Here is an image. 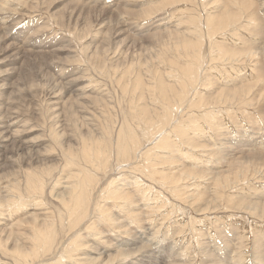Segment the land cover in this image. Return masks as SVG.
Instances as JSON below:
<instances>
[{
  "label": "rangeland",
  "instance_id": "rangeland-1",
  "mask_svg": "<svg viewBox=\"0 0 264 264\" xmlns=\"http://www.w3.org/2000/svg\"><path fill=\"white\" fill-rule=\"evenodd\" d=\"M20 1L21 3L23 2L27 5H30L31 2H33V0H30V1L20 0ZM72 1L77 2L78 4L82 3L84 5L91 6L95 8L97 11L93 9L91 10L92 12L91 11L87 12L88 14L78 15L79 12L73 13L72 11V8H71L73 5ZM98 1L99 2L97 3H93L92 0L90 1L89 0H44V2L43 0H41V2L43 3H41V5L39 4L38 6H40L42 10L40 11L35 10L37 12H34L30 15L29 14L23 15L22 13L17 14V15L13 14V16L11 15L10 16L11 18L9 21L12 22V20L16 18L15 20H13V23H15V21H19V23L16 24L17 23L16 22L15 23L16 26L14 25L15 28L14 26H12V28L10 29H8L7 27H6L7 29L3 28L5 27V24L7 23L9 24L8 21H5V19H2V16L6 14L0 15V22L2 21L6 22L3 25H0V33L1 32L3 34L6 33L4 34L6 38L10 35V32H13L14 30H15L14 32L22 31L25 34L27 33L26 36H28L31 41L38 43V44H42V45H45V44L49 45L48 47L44 48L45 49L44 51H46V53L50 52V50L52 52V55H51V52H50V55L49 53L47 55L46 53L45 54L43 53L44 52L43 48H38L33 51L27 50L26 48H24V44L21 42L22 40H24V38L10 41L13 43V44L11 43L12 46H11L10 51H3L4 47L3 45H0L2 46L0 47V50H1L0 51V95H1L0 96V103H1L0 108H2V110H5L3 108L10 107L9 109L13 108L12 109L13 111L14 109L15 111H18V112L20 111L22 113L21 118L25 120V126L22 127V128L26 127V129L24 130L22 129L25 132L22 131L21 135L18 137V139L20 140L16 143L19 146L22 144L21 141H25L26 139L31 140V141H36L37 142L36 149L40 151L41 153V155L39 154L40 159L43 157L42 155L43 148H46L47 152L50 153L51 156H53V157H49L50 160L47 161V165L49 166L57 165L58 166L55 170L51 172L50 175L45 177L47 180L46 182H48L49 184L47 186V189L45 188L43 190V193L46 194L45 200L51 201L49 197V193H48L50 191L49 188L50 189L52 188L51 186L55 187L58 185V187H55V190L57 191L60 189L62 184L64 186V183H65L64 181H66L67 179L66 176H68L67 174L68 169L65 166L66 160H65V157L62 151L63 150L67 151L65 150V148L68 146V144L71 145L70 147H79L78 141H79L80 133H78V130H76L77 127H75V124H73V120L75 122L76 117H77L81 119L82 121L81 124L82 123L84 124L83 126L85 128L82 126L83 130L86 131V128L94 129L92 134H94L95 137H99V140L106 139V140L112 141L111 153L108 156V159L111 158V161L110 160L107 161V163L108 162L109 163L111 162V163L107 164L105 168L99 171L101 188L108 185L113 179L125 178V181L127 180L128 182V180H131L132 177H136L142 180L141 182H143L144 185L148 186L149 192L148 191L147 192H148V195H150L152 198L151 201L155 203L157 202V205L160 208L159 209L157 206L156 209H159V210H156V216L154 215L153 217L155 218H152V219L154 221L156 220L155 222L157 223V225L159 224L160 231H159V235L157 236V241H161L162 243L161 242L160 243L163 246H165L166 244L170 246L169 242H172L173 239L176 240L180 236L179 239L176 240V243L178 244V246L186 247V245H189L187 246V250L182 252L183 254L182 256H184L183 258L185 259L186 257L185 260L189 261L186 264H210V258L208 259L210 252L208 250H211L214 248V247L210 248L212 245L218 247V244L217 245L213 244L215 242L214 239H216V241L222 242V244L225 245L223 246V248H226V250H227V247H230V248L232 247L231 245L234 244L235 240L240 239V241L243 240L242 242L245 243V245L244 243H242V245H244V248H245L244 250L247 251L248 253L246 254V256L248 255L247 256L248 260L251 261L253 259L251 257H252V250L254 249L253 246L255 243L254 238H257V234L260 235L261 233H264L263 232L264 231V220H263L264 218L261 221L262 223L261 222L257 223L255 221L256 219L253 217V214H249L243 210L234 211L232 209L233 210L232 211L231 208L227 209V207L226 206L223 207L222 204L223 202H225V204L228 203L230 199L235 200V203H238V202H245V203H251V202L261 203L262 202L263 203L264 201V169H262V171L260 173H257L256 175L248 173L250 174L249 175L250 177L248 176L245 181L243 180V181L238 182L237 185L235 184L236 186L233 185L232 189L234 190L228 191L224 194L223 196L224 201L223 200H221V202L218 201L219 203H222L220 204V206L217 207V209L218 208L219 209L218 210L215 209V211L213 210L212 212L207 211L208 213L207 212L202 213L201 211H200L201 213L199 212V208L200 206L202 207L203 204L200 203L201 200H199L200 201L199 203L201 204L200 205L198 203V199H195L196 201H192V199L194 200V198L191 196V194L194 196L195 195H207L210 197V194H211L210 191H214L213 189H215L214 188L215 185H213L214 183L211 184L212 181L208 182L209 180H207L205 177L202 179L200 178V180L193 178L195 181L193 179L188 181L187 179L181 182L183 185L179 182L181 184V187L180 186L177 187L176 192L174 193L168 190V187H169L168 185L163 186L162 183L160 184V181L162 180L161 173L163 171H164L163 173L170 172L169 174L174 173L176 175H181L182 173L188 174L189 171L198 172L200 171L199 167H202L201 170L203 171L206 170L205 172H211V171L215 172V170H217L216 172L218 171L224 172L225 170L228 169L227 163H228V160L231 159L230 156L232 155V153H235V152L237 153L239 149H241L242 155L245 153L249 154L250 152L256 151L255 143L257 144V142H260V140L264 139V137L262 138V136H264V88L260 90V88L264 85V80H263L264 79V57L253 56V53L260 51L261 47L264 46V5H262V2L264 0H253L252 6L249 8H245V9L241 4L239 6V4L237 3L238 5L236 4L237 6L236 5L235 6L237 8L239 7L240 8L237 9V11L235 12L242 13L243 11L244 13L243 16H241L240 19L235 21L236 24L233 23V26H232V23L230 22L231 23L230 26L228 25L224 26L223 28L219 30L216 28L215 29L210 28L206 18L208 19V16H211V19H212L213 15L215 16L213 19H217V17H223V14H222L223 11L226 10L228 6L230 8V5L227 2H225L224 6L220 5V7L222 8L221 10V8L218 9V5H214L213 3V2H217L218 0H103V1L98 0ZM100 2L102 3L100 4ZM204 2L208 4H203ZM163 3L164 4L166 3V4L164 5ZM104 7L105 9L107 8L112 9V7H115V11L109 12L107 9L108 12H106L103 9ZM146 16H149V17H146ZM164 17L165 19H163ZM6 20L8 19L6 18ZM256 22L258 23V25ZM87 27H89V30L85 32ZM2 28L5 32L2 30ZM160 31H162L161 32L162 34H160ZM165 31H170L173 33V35L179 34L191 40L196 39L194 41L199 43V46H197L198 48L195 51L196 54L193 52V56H189L185 53H182L178 50L171 49V48H168L170 52L168 51L167 48L164 49L165 51H163L162 48L167 47V46H163L160 48V43L155 42V38L158 35L159 36L161 35L164 40L165 39L167 40L165 33H164ZM154 32L155 33L158 32L159 34H157L156 37L153 38L152 34ZM149 33L151 34L149 35ZM132 38L134 42L132 41ZM25 46L31 47L30 45H25ZM143 47L144 49L146 47L144 51H143ZM225 48L226 49L233 48L236 50L240 49L239 51L246 52V53L243 55L237 56L235 58L236 60L234 59L233 61L231 59H228L225 53L226 51ZM146 50H148L151 53H147L148 51ZM16 51L17 53L15 54ZM197 51H201V52H197ZM238 57H241V58H238ZM216 58H218V61H216L217 60ZM237 58L239 60H237ZM191 60L192 62H188ZM34 61L38 69L41 71V74L36 77L34 76L33 83L32 85H30L29 80L34 75L33 73H35L34 72L35 68H32ZM176 61H178L179 63ZM171 63L173 64L170 66ZM176 63H177V67L173 68V66H176ZM190 63H194V65L198 67V73L199 75L201 74L200 75L201 79L203 81L205 80L204 82L206 83V86L199 87L198 91L194 90L193 92H190L191 94L186 95L187 97L184 98L185 102L183 101V103L180 106L182 108L178 107L176 109L177 102L176 101L174 102L176 104L173 105V111H172L173 113L171 114V117L172 116L173 117L169 121L171 122V124H169V122L164 121L165 118L167 117L163 119L162 121L163 123L161 121L158 122L159 124L162 123L160 125H158V123H154V124L152 123L153 125H151V123H145L143 119L147 118V120H149V118H154V114L156 117L155 118L156 120L154 121H157V118L159 119V116H161V114H157L158 113L157 111H161L160 109H161L162 102H163L161 100H155L154 102L151 101V99L149 100V98L151 97L150 96L151 93H149L148 85L151 82H154V81L156 82L157 78H160L161 76L162 77L160 79H163V81L168 80L169 83L171 82L170 85H172L173 82H175V79H177V77H180L181 75H183L185 64H190ZM217 65L219 68L216 67ZM220 65L222 66V68L220 67ZM173 70L174 72H172ZM204 73H205V76H204ZM223 75H225V77ZM206 78H208V80ZM70 80L72 82L75 81L74 86L70 85L71 84ZM53 82L56 84H53ZM138 82L141 84V87L138 89L143 92L139 91L138 89L136 90L135 86H137ZM259 83H263V84L258 85L252 91V93H254L253 95L254 98L252 100L249 99L248 103L247 101L245 103L235 102L234 104L232 103L233 107L231 106L232 107L231 108L230 107L231 104L228 105L227 107L228 103L225 104V101L223 100L219 102V104H216L217 106L216 105L214 106L206 105L204 109L202 108L200 110L188 108L193 101L196 102L197 100H199V97L201 94H204V98L211 99V98L216 97L218 90L221 88L222 89H228V88L237 89V88L245 87L250 84L255 85ZM51 85H53V88H55L56 85L57 87L61 86L62 88H64L63 90L64 93L62 91L63 95L59 94V96H57L55 100H50L51 97L49 99L47 95H49L48 92H50V90L48 91V87H51ZM209 86H210V89H209ZM131 87L133 88L130 90ZM62 88L59 87L58 89L61 90ZM76 89L81 90L80 92L82 93L81 95H79L81 97L79 96L74 97V96H77ZM65 90L66 91L68 90V91L66 92ZM75 91H76V94H75ZM194 92L199 93V95L194 94ZM70 93L71 95H69ZM83 93H84V96H83ZM139 94L140 95L143 94L144 97L140 96ZM153 95L158 96L156 91H154ZM196 95L199 97H196ZM70 96H73L74 98H71L70 100H68ZM59 97H61L60 99L61 103L59 106L57 105L58 107H60V109L58 108L57 109L58 111L60 110L59 112H61L62 122L60 123L62 124L61 125L62 130L66 131V132L64 131V133H62L63 131H61L58 125H56L55 127V123L54 124L52 123V121H56V124H57L56 118H54L53 120H51L50 118V120H48L49 119L48 116L51 111L47 110L48 109L47 99L50 100V103L54 102L55 104V101H59L58 100ZM154 97L155 96H153L152 98ZM97 99L99 100L97 101ZM80 100H82L84 103ZM72 101L73 102L75 101L77 103L75 104V102L73 103ZM78 103H82V104L87 103L85 105L86 106L89 105L88 107L89 110H86L89 113L88 117L87 115H84L86 114L84 112H78L77 113L78 116H76V114L75 115L73 114L72 109L75 108L74 104L77 106ZM136 105H138L139 107ZM146 105L150 107L152 114L150 116L148 113H146L147 117H143V115L140 114V112H142V109L147 107ZM57 106L55 105L53 107H57ZM2 110L0 109V111ZM112 110L114 111L112 112ZM5 111L7 112V110ZM5 111L4 112L2 111L3 113L0 112L1 113L0 116L4 115ZM189 114H192V115H189ZM81 117L84 119V122ZM195 117H197V120L195 119ZM140 118L141 119L143 118L142 121H140L141 120ZM1 119L2 118L0 117V120ZM133 120L136 123V125L133 122ZM194 120L197 122H195ZM131 122L134 125L130 124ZM122 124L124 125L125 129L130 130L133 135L137 133V135H135V137L133 138V140L135 139L133 141L135 144L133 145L134 148H132L131 143L127 142L128 143L127 146L129 147V153L127 154L126 157L117 151V146H116L117 145V133L120 129H124V127L121 126ZM137 124H138V128H136ZM139 124L141 126H139ZM155 125H158L159 128L158 126L155 127ZM104 127H105V130H104ZM132 127H134V130ZM146 127L148 128L146 129ZM58 128L60 131L58 130ZM106 129L107 130L110 129V130L106 131ZM144 129H146L145 132H143ZM153 129H155V132L152 131ZM158 129H160V133L158 132L159 131ZM162 129L164 130L162 131ZM147 131H149V133ZM106 132H108V134L110 133L111 136L107 135ZM153 132L154 134H156L155 136L153 135ZM211 132L213 133L211 134ZM54 133H57L60 136H58L57 138ZM54 137H56L57 139ZM141 137L143 139H141ZM229 139L230 140L232 139V140L229 141ZM61 141L65 143L64 148H63V144L61 143ZM57 142H59L60 145L61 144L62 145L61 146L57 145L58 144ZM192 143L195 145H193ZM45 144L46 145L48 144V146L46 147ZM143 144H145L146 147L140 146ZM166 144H168L169 146L163 147ZM197 144L198 146H201V147L196 146ZM5 145H6L5 146L6 149L5 150L3 149V151H1L0 153V180L3 178H8L12 180L13 187H11V191L9 192L10 194L20 193L18 192V190H21L22 191L21 193H24V186H25V174L24 173L26 171H32V172L39 174L43 172V168L46 167V165L43 166L42 161H40V163L39 162L36 163L35 159L32 160V158L36 156L35 152H33V150L30 151L27 148H25V150L24 149L20 150V152L18 151L19 154H14V157L10 158V159H17V158L22 157V159L24 158L25 160L23 159V161L21 160L15 163L14 166H12L13 164H11L10 162L6 164L4 163L5 162L4 159L7 156L12 155L11 152H13L12 151L13 147L11 146L12 144H9V142L5 143ZM205 146L206 148H204ZM230 146L232 147L230 148ZM235 146H238V147H235ZM249 148L250 150L251 149H254V150L249 151ZM140 149H141V154H139ZM167 149L169 150L168 155L169 153L171 154L169 156L170 158H166L167 156H166L165 151H167ZM180 149H184V152L187 153V154L184 153L186 154L185 156L181 154L184 158H180L179 157L180 154L177 153L178 151H180ZM193 149H195L196 151L198 150V151L196 152ZM28 150L30 153L28 152ZM138 150L139 152H137ZM74 151L76 150H72V152ZM144 151L147 153H145ZM25 152L27 155L25 154ZM162 152L163 153L165 152L164 153L165 155ZM207 152L209 153L210 157L206 156L208 155ZM64 153L67 154L68 152H64ZM236 153H235V156H236ZM32 154H33V157H32ZM117 154L123 157L122 164L121 162L120 163L116 162ZM19 155L21 156L19 157ZM135 155H137V157ZM187 155H189L190 158H188ZM26 156L28 158H26ZM55 156L61 160L58 161V159ZM134 156H135V159H134ZM186 157L187 159H185ZM30 158L32 161L30 160ZM192 158L194 162L197 159V161L195 162V165H193L194 164L193 161L188 160V159L192 160ZM133 159H134V162L132 161ZM29 161L32 165H27V162ZM164 161L168 163L166 164ZM113 162L115 165L113 164ZM135 162L136 164H139V166L135 165ZM156 162H157V165H156ZM198 162H200L201 164ZM162 163L163 165L164 164L165 165L163 166ZM208 163L211 165H209ZM217 163L220 165H218ZM258 164L261 165L260 169L264 168L263 163L261 164L258 163ZM117 165L119 167L120 166L121 167L123 166V167L119 168ZM153 165L156 166L157 168H155ZM114 166H117V167H114ZM131 170H134V172ZM141 170L143 171V173ZM186 170L188 172H186ZM258 171L260 170L258 169ZM17 172H19V174ZM148 172H151V175ZM122 173L124 174V176ZM14 174H15V177H14ZM16 175H18L19 177ZM147 177L149 178V180ZM21 179L22 181H20ZM205 180L207 181V183ZM125 181L123 182L120 181L119 183L124 188H128V189L132 188V186L131 187L130 185L128 186L127 182ZM119 183H117V185ZM245 183H247V185ZM120 184L118 187L121 186ZM189 184L191 185L189 186ZM203 184L204 186L199 188V186H202ZM209 185L210 187H212L211 189L209 188ZM240 185L243 187V189L241 188ZM159 192L161 193V195ZM231 192H235V193L233 194ZM5 193L6 192H4L3 194ZM170 194H174V195H170ZM42 197L43 196H41V199H39L40 201L41 200L43 201ZM181 200H184V201H181ZM186 200L190 203H187ZM248 200L249 201L252 200V201L248 202ZM136 202H135V206L139 207L141 202L139 201H136ZM191 202L193 203V206ZM218 202H216V204ZM150 203L151 202H148V204ZM43 206L44 205H40L36 207L37 209H35L34 207H28L25 210L26 213L21 211V213L20 212L17 213L18 215L16 214L14 215V217L12 215V217L10 218H8L7 215L5 216V213H4L3 216H0L1 217L0 218V225H1L0 230H5V232L10 231L9 225L4 226L6 222L11 221V220L12 222H14L17 220V218L20 220L24 218L25 216H27V212L29 213L34 210H38L37 212H40V211L43 212V209H42L44 208ZM173 206H176L174 207L175 210H173ZM220 209L222 212L220 211ZM159 211L160 213H158L159 215L158 216L157 212ZM174 212H175V216H174ZM233 212H236V213H233ZM229 213L230 214L232 213V214L230 215ZM227 214H229V216ZM193 215L196 217L193 218L194 217ZM158 217L161 219H159ZM208 218L210 219V221ZM169 219H170L171 224L169 223ZM203 219L206 220L207 222H205ZM200 220L204 222V224L202 222L201 224ZM178 221L180 223H178ZM208 223H210L211 225ZM168 224H169V227H167ZM181 225L185 226V227L183 226L184 230L181 229L182 228ZM177 226H179V228ZM196 227L198 230L196 229ZM260 228L263 229V231H261ZM180 229L181 231H184V232H181ZM13 230L15 229L13 228ZM21 230L22 229H20V231ZM209 230L210 232L212 231L213 233L212 232L210 233ZM256 230H258L259 233L258 232L254 233ZM24 231L28 232L27 229H25ZM202 231H204L203 234H202ZM168 232L169 233L172 232V235L171 233L169 234ZM178 232L179 233L181 232L180 233L181 235ZM199 232L202 235H200ZM241 234H243V236ZM189 235H190V238L188 239ZM224 235L226 238L224 237ZM238 235L240 238L238 237ZM244 235H245L246 241H244ZM5 236L6 235L4 234L3 237ZM204 236H207V237H204ZM219 236H220V239H219ZM180 238L182 240H180ZM183 240L185 241L187 240L188 243ZM210 240L212 241V243H209L211 242ZM227 240H232V241L228 242ZM157 241L153 240L151 247L153 250L159 251L163 246H160L161 244ZM247 242L249 244H247ZM185 243L186 245H184ZM12 245H13L12 243L8 242V247H11ZM193 247H195L196 249ZM0 250H5L8 253V250L4 248ZM202 252H205V255L207 254L206 255L207 258L204 256V253ZM192 255L193 256L195 255V256L193 257ZM137 258H139L140 260L135 261L134 259H129V261L134 262V263H142L144 262V260H147L146 257H137ZM192 258H194V260H192Z\"/></svg>",
  "mask_w": 264,
  "mask_h": 264
},
{
  "label": "bare ground",
  "instance_id": "bare-ground-1",
  "mask_svg": "<svg viewBox=\"0 0 264 264\" xmlns=\"http://www.w3.org/2000/svg\"><path fill=\"white\" fill-rule=\"evenodd\" d=\"M30 1V0H29ZM90 1V0H89ZM103 1V0H102ZM44 2V0H43ZM41 0H33V2H31L30 5H27L25 3H21L20 0H0V15L6 14L4 16H2V19H5V21H8L9 24H5V27H3L4 29L7 27L8 29L12 28V26L19 23V21H15V23H13V19L12 22L9 21L10 20V16L13 14L17 15V14H32L34 12L40 11L42 10V8L40 6H38L39 4L41 5ZM73 2V3H72ZM71 3L72 5V11L73 13H78V15L80 14H88L87 12L95 9L91 6H87L84 5L82 3L78 4L77 2L72 1ZM93 3H97L99 2L98 0H92ZM194 2V1H193ZM192 2V3H193ZM225 2H227L230 5V8L228 6V8L226 10L223 11V17H217V19H213L215 16L213 15V18L211 19V16H208V19L206 18L208 25L210 26V28L213 29H221L224 26H230L232 23H235V21H237L238 19H240L241 16H243V11L242 13H238L235 12L237 11L236 6L240 4L245 8H249L252 6L253 4V0H218L217 2H213L214 5H218V9H220V5L224 6ZM70 3V4H71ZM85 3V2H84ZM102 2H100L101 4ZM173 3V2H172ZM238 3V4H237ZM87 4V3H86ZM164 4V3H163ZM166 4V3H165ZM164 4V5H165ZM203 4H208V3H203ZM211 4V3H210ZM237 4V5H236ZM236 5V6H235ZM262 5H264V1L262 2ZM213 6V4H212ZM107 8V7H106ZM206 8V7H205ZM104 11L106 12H114L115 11V7H112V9H105V7L103 8ZM34 10V11H32ZM37 10V11H35ZM96 10V9H95ZM215 10V9H214ZM222 10V8H221ZM242 10V9H241ZM97 11V10H96ZM152 11V10H151ZM217 11V10H216ZM240 11V10H239ZM254 11V10H253ZM252 11V12H253ZM92 12V11H91ZM90 12V13H91ZM101 12V11H100ZM99 12V13H100ZM103 12V11H102ZM157 12V10H156ZM214 12V11H213ZM249 13V12H248ZM93 14V13H92ZM96 14V13H95ZM216 14V13H215ZM147 15V14H146ZM151 15V13H150ZM211 15V14H210ZM246 15V14H245ZM250 15V14H249ZM97 16V15H96ZM218 16V14H217ZM90 17V16H89ZM149 17V16H146ZM192 17V16H191ZM6 18L8 20H6ZM1 19V20H2ZM137 19V18H136ZM165 19V17L163 18ZM243 19V18H242ZM257 19V18H256ZM138 20V19H137ZM188 20V19H187ZM191 20V19H189ZM5 21L0 22V25H3L4 23H6ZM257 21V20H256ZM117 22V21H116ZM123 22V21H122ZM132 22V21H131ZM136 22V20H135ZM231 22V23H230ZM258 22V21H257ZM256 22V23H257ZM46 23V22H45ZM85 23V22H83ZM102 23V22H101ZM130 23V22H129ZM229 23V24H228ZM260 23V22H259ZM120 24V23H119ZM125 24V22H124ZM131 24V23H130ZM129 24V25H130ZM154 24V23H153ZM207 24V23H205ZM236 24V23H235ZM249 24V23H248ZM102 25V24H101ZM245 25V23H244ZM247 25V24H246ZM258 25V23H257ZM16 26V25H15ZM14 26V28H15ZM158 26V25H157ZM178 26V25H177ZM2 28V30H3ZM6 28V29H7ZM19 28V27H17ZM207 29V28H206ZM13 30V29H12ZM17 30V29H16ZM40 30V29H39ZM89 30V27L86 28L87 32ZM152 30V29H151ZM4 31V30H3ZM11 31V30H10ZM15 31V30H14ZM10 32L7 38L6 36H4V34L6 33H0V45H3L4 49L3 51H10L11 50V43L10 41L13 40H18L20 38H24V40H22L21 42L24 44V48H26L27 50H35L38 48H43V51L45 50L44 48L48 47L49 45L45 44H38L35 43L33 41H31L29 39L28 36H26V34L22 31H17V32ZM124 31V30H123ZM227 31V30H226ZM5 32V31H4ZM33 32V31H32ZM39 32V31H38ZM113 32V31H112ZM162 31H160V34ZM9 33V32H8ZM29 33V32H28ZM37 33V32H36ZM121 33V32H120ZM119 33V34H120ZM124 33V32H123ZM165 36L167 38V40L163 39L162 36L160 38V36L158 35L156 37L157 33H153L152 37H156L155 38V42L160 43V48L163 46H167V47H163V51H165L164 49H175L178 50L182 53H185L189 56H193V52L195 53L196 49L198 48L197 46H199L198 42H195L194 40L185 38L184 36L181 35H173L172 32L170 31H165ZM151 33H149L150 35ZM32 36V35H31ZM127 36V35H126ZM198 37V36H197ZM196 37V38H197ZM54 38V37H53ZM114 38V37H113ZM212 38V37H211ZM128 39V38H127ZM199 39V38H198ZM209 39V38H208ZM214 39V38H213ZM212 39V40H213ZM64 40V39H63ZM140 40V39H139ZM133 41V38H132ZM198 41V40H197ZM51 42V41H50ZM66 42V41H65ZM134 42V41H133ZM156 43V44H157ZM215 43V41H214ZM217 43V42H216ZM13 44V43H12ZM211 44V43H210ZM244 44V43H243ZM25 45H30L31 47H26ZM159 45V44H158ZM171 45V46H170ZM21 46V45H20ZM2 47V46H0ZM151 47V46H150ZM244 47V46H243ZM30 48V49H29ZM221 48V47H220ZM245 48V47H244ZM17 49V48H16ZM146 49V47H145ZM143 47V51L145 50ZM161 49V51H162ZM222 49V48H221ZM243 49V48H242ZM248 49V47H247ZM225 53L228 57V59H231L234 61V59L237 56L243 55L246 52H242L233 48H225ZM1 51V50H0ZM54 51V50H53ZM148 51V50H146ZM160 51V52H161ZM168 51L170 52V50L168 49ZM223 51V50H222ZM35 52V51H34ZM51 52V50H50ZM50 52L44 51L43 53L47 54ZM197 52H201V51H197ZM17 53V51L15 52V54ZM131 53V52H130ZM140 53V52H139ZM147 53H151V52H147ZM13 54V53H12ZM154 54V53H153ZM196 54V53H195ZM27 55V54H26ZM52 55V52H51ZM149 55V54H147ZM146 55V56H147ZM215 55V54H214ZM218 55V54H217ZM136 56V55H135ZM160 56V55H159ZM253 56H262L264 57V46L261 47L260 51L253 53ZM145 57V56H144ZM150 57V56H149ZM161 57V56H160ZM195 57V56H194ZM178 58V57H177ZM201 58V57H200ZM219 58V57H218ZM218 58H216L218 61ZM241 58V57H238ZM237 58V60H239ZM171 59V58H170ZM183 59V58H182ZM145 60V59H144ZM180 60V59H179ZM222 60V58H221ZM230 60V61H231ZM236 60V59H235ZM168 61V60H167ZM186 61V60H185ZM198 61V60H197ZM214 61V59H213ZM174 62V60H173ZM178 62V61H176ZM183 62V61H182ZM188 62H192L188 61ZM239 62V61H238ZM179 63V62H178ZM185 63V62H184ZM187 63V62H186ZM237 63V62H236ZM173 63L170 64V66ZM184 65V64H183ZM201 65V64H200ZM224 65V64H223ZM148 67V66H147ZM177 67V63L176 66ZM202 67V66H201ZM218 67V65L216 66ZM220 67L222 68V66L220 65ZM32 68H35V73H33L34 75L32 76V78H30V85H32L33 80H34V76H39L41 74V71L38 69L37 65L35 64V61L33 62ZM170 68V67H169ZM172 68V69H173ZM219 68V67H218ZM220 68V69H221ZM62 69V68H61ZM65 69V68H64ZM179 69V68H178ZM204 69V68H203ZM34 70V69H32ZM200 70V69H199ZM207 70V69H206ZM216 70V69H215ZM62 71V70H61ZM65 71V70H64ZM177 71V70H176ZM204 71V70H203ZM174 72V70L172 71ZM32 73V71H31ZM176 73V72H175ZM174 73V74H175ZM58 74V73H57ZM63 74V73H62ZM69 74V73H68ZM172 75V74H171ZM179 75V74H178ZM201 75V74H200ZM199 73H198V67L194 65V63H190V64H185L184 67V71H183V75H179L180 77H177V79H175V82H173L172 85H170V83L167 81H163V79L157 78L156 82H151L148 85L149 88V93L150 94V98L151 101H155V100H161L162 102V106H161V111H157V114H161V116H159V119L157 118V121L155 118V114H154V118H149V120L143 119L145 121V123H151V125H153L154 123H158L159 121H163V119L165 117V122H169L170 119L173 117H171V114L173 113V105H175L176 103H174L175 101L177 102V106L176 109L182 108L180 107L181 104L184 101V98H186L188 94H191L190 92H193L194 90L198 91L199 87H205L206 83L201 79ZM174 76V75H173ZM205 76V73H204ZM214 76V74H213ZM225 77V75H223ZM170 77V75H169ZM220 78V77H219ZM172 79V78H171ZM204 79V78H203ZM208 80V78H206ZM263 79V78H262ZM79 80V79H78ZM213 80V79H212ZM264 80V79H263ZM126 81V80H125ZM129 81V80H128ZM127 81V82H128ZM136 81V79H135ZM141 81V80H140ZM210 81V80H209ZM216 81V80H215ZM70 85L74 86L75 85V81H71L70 80ZM126 83V82H125ZM136 83V82H135ZM209 83V82H208ZM207 83V84H208ZM213 83V82H212ZM53 84H56L53 82ZM134 84V83H133ZM210 84V83H209ZM222 84V83H220ZM260 84L263 83H259V84H255V85H247L245 87L242 88H237V89H219L218 93L216 95V97L211 98V99H206L204 98V94H201L200 97L197 96L199 95V93L194 92V94H197L196 97H199V100H197L196 102L193 101L190 106L188 107L189 109H204V107L206 105H216L219 104V102L221 101H225V104L230 105V107L232 105V103L234 104L235 102H243L245 103L248 100H252L254 98V93H252V91ZM50 85V84H49ZM128 85V84H127ZM126 85V86H127ZM131 85V84H130ZM140 85V86H139ZM219 85V83H218ZM217 85V86H218ZM47 87V86H46ZM62 88L61 86L57 85L55 86V88H53V85H51V87H48V91L50 90V92H48L49 95L48 98L51 99L50 100H55L57 96H59V94H62V91L64 90V88H62L61 90H59L58 88ZM70 87V86H69ZM141 87V84L138 82L137 86H135L136 90L138 88ZM223 87V86H222ZM71 88V87H70ZM133 87L130 88V90ZM143 88V87H142ZM264 88V85L260 88V90H262ZM81 89V88H80ZM146 89V88H145ZM143 89V90H145ZM205 89V88H204ZM210 89V86H209ZM208 89V90H209ZM69 90V89H68ZM67 90V91H68ZM139 90V89H138ZM147 90V89H146ZM217 90V89H216ZM47 91V90H46ZM66 91V90H65ZM66 91V92H67ZM74 91V90H73ZM77 91V94H76ZM75 94L77 96L74 97H78L79 95H81L82 92H80L81 90L76 89ZM79 91V92H78ZM128 91V89H127ZM141 91V90H139ZM154 91L157 92V95H153ZM214 91V90H213ZM44 92V91H43ZM65 92V93H66ZM131 92V91H130ZM143 92V91H141ZM47 93V92H46ZM64 93V91H63ZM129 93V92H128ZM145 93V92H144ZM208 93V92H207ZM206 93V94H207ZM193 94V95H194ZM46 95V94H45ZM60 95V96H61ZM71 95V93L69 94ZM140 95V94H139ZM1 96V95H0ZM73 96H70L68 100H70L71 98H74ZM84 96V93H83ZM136 96V95H135ZM142 97H144V95H140ZM147 96V95H146ZM153 96H155L154 98H152ZM191 96V95H190ZM81 97V96H79ZM132 97V95H131ZM192 97V96H191ZM63 98V97H62ZM195 98V97H194ZM262 98V97H261ZM47 99L48 103H47V107H48V111L50 110L51 112L49 113L48 116V120H53L54 118L57 119V124L56 121H52V123H55V127L56 125H58L61 128V123L62 122V118H61V112L58 111V109H60V107H58L61 103L60 99L61 97L58 98L59 101H55L51 102L53 104L50 103V100ZM135 99V98H134ZM96 100V99H94ZM99 99H97L98 101ZM188 100V99H187ZM195 100V99H194ZM82 101V100H80ZM86 101V100H84ZM136 101V100H135ZM134 101V102H135ZM46 102V101H45ZM73 102V101H72ZM75 102V101H74ZM73 102V103H74ZM83 102V101H82ZM185 102V101H184ZM77 102H75L76 104ZM84 103V102H83ZM172 103V105H171ZM1 104V103H0ZM49 104V105H48ZM75 106L74 109H72L73 114L76 116L78 112H84L88 117V112L86 110H89L88 106H86L85 104L82 103H78V105ZM144 104V103H142ZM152 104V103H151ZM157 104V103H156ZM7 105V104H6ZM46 105V103H45ZM57 106V107H53V106ZM150 105V104H149ZM159 105V104H158ZM157 105V106H158ZM224 105V104H223ZM236 105V104H235ZM1 106V105H0ZM5 106V104H4ZM138 106V105H136ZM143 106V105H142ZM147 106V105H146ZM153 106V105H152ZM155 106V107H157ZM217 106V105H216ZM73 107V106H72ZM71 107V108H72ZM139 107V106H138ZM141 107V106H140ZM154 107V108H155ZM160 107V106H159ZM186 107V108H187ZM225 107V106H224ZM231 107V108H232ZM10 108V107H9ZM8 107H5L3 109L7 110V112L5 110H2V108H0L3 112L5 111V114L0 116L2 119L0 120V153L1 151H3V149H6V145L5 143L9 142V144H12L11 146L13 147V152L12 155L7 156L4 160V163H11L13 164L12 166H14L15 163L19 162V161H23L22 157L21 158H17V159H10L12 157H14V154H19L18 151L20 152V150H25V148L29 149L30 151L33 150V152H35V157H33L32 154V160L35 159L36 163H40V161L43 162V166L46 165V167L43 168V172L37 174L35 172L32 171H26L25 174V186H24V193H21V190H18V194H10L9 192L11 191V187H13L12 185V180L8 179V178H3L0 180V216H3L5 213V216L7 215L8 218L14 217V215H16L18 212L21 213V211L25 212V210L28 207H34L35 209H37L36 207L40 206V205H44L42 208L43 212H37L38 210H34L32 212H27V216H25L22 219H18L14 222L8 221L6 222V225L10 226V231L5 232V230H0V249L4 248L6 250H8V253L5 250H0V264H186L189 261H186V257L185 259L183 258L184 256H182V252L187 250V246L186 243L184 245H186V247H182V246H178V244L176 243V240L179 239V234L181 232V229H183L184 227L181 225V229H180V233L178 234V238L175 240L173 239L172 242H169V245H165L163 246L161 243V241H157V236L159 235V224L157 225V223L152 219L155 218L153 217L154 215L156 216V210H159V206L157 205V202H153L151 201L152 198L150 195H148V186L144 185L143 182H141L142 180L136 178V177H130L131 180H127L125 181V178H116L113 179L108 185H106L105 187L101 188L100 185V178H99V171L103 168L106 167L107 164H110L109 162L107 163L108 160L111 161V158L108 159V156L111 153V144L112 141L111 140H106V139H102L99 140V137H95L93 133L94 129H90V128H86V131L83 130L82 126L84 125L83 123L81 124V119L76 117V120L74 122L73 120V124H75V127H77L76 130H78V133H80L79 135V141H78V145L79 147H70L71 145L68 144V146L65 148V150L67 151H62V153L64 154L66 163L65 166L67 167L68 171L67 174L68 176H66V181H64V186L62 184V186L60 187L59 190H55V186H51L52 188H49V197L50 200L52 201H47L45 200V196L46 194L43 193V190L49 185L48 182H46V176L50 175L51 172L53 170H55L58 166L57 165H47V161L50 160L49 157H53L51 156L50 153L47 152L46 148H43V157L40 159V151H38L36 149L37 146V142L36 141H31V140H25V141H21L22 144L21 145H17L16 142H18L20 139H18V137L21 135L22 131L24 129H26V127L22 128L23 126H25V120H23L21 118V112L19 111H14L12 109H9ZM58 108V109H57ZM142 108V107H141ZM175 108V107H174ZM185 108V107H184ZM107 109V108H106ZM137 109V108H136ZM188 109V110H189ZM209 109V108H208ZM9 110V111H8ZM17 110V109H16ZM215 110V109H214ZM0 111V112H2ZM110 111V110H109ZM114 110H112L113 112ZM156 111V110H155ZM2 112V113H3ZM128 112V111H127ZM134 112V111H133ZM154 112V111H153ZM175 112V111H174ZM189 112V111H188ZM215 112V111H214ZM130 113V111H129ZM135 113V112H134ZM146 113H148L150 116L152 114L150 107H145L144 109H142V112H140V114L143 115V117H147ZM155 113V112H154ZM1 114V113H0ZM137 114V113H136ZM139 114V112H138ZM137 114V115H138ZM175 114V113H174ZM180 114V113H179ZM210 114V113H209ZM213 114V112H212ZM48 115V114H47ZM80 115V114H79ZM83 115V114H82ZM91 115V114H90ZM122 115V114H121ZM124 115V114H123ZM181 115V114H180ZM192 115V114H189ZM195 115V114H194ZM208 115V114H207ZM206 115V116H207ZM81 116V115H80ZM198 116V115H197ZM127 117V116H126ZM134 117V116H133ZM132 117V119H133ZM137 117V116H135ZM149 117V116H148ZM82 118V117H81ZM86 118V117H84ZM90 118V117H89ZM88 118V120H89ZM206 118V117H205ZM83 119V118H82ZM141 119V118H140ZM142 119L140 121H142ZM195 119L197 120V117H195ZM203 119V118H202ZM127 120V119H126ZM130 120V119H129ZM136 120V119H135ZM188 120V119H187ZM125 121V120H124ZM139 121V120H138ZM195 121V120H194ZM193 121V122H194ZM84 122V119H83ZM129 122V121H128ZM134 122V120H133ZM137 122V121H136ZM164 122V123H165ZM192 122V121H191ZM197 122V121H195ZM199 122V121H198ZM89 123V122H88ZM109 123V122H107ZM135 123V122H134ZM138 123V122H137ZM153 123V124H152ZM163 123V122H162ZM160 123V124H162ZM180 123V122H179ZM207 123V121H206ZM132 125H134L132 122L130 123ZM158 123V125H160ZM169 124H171V122H169ZM94 125V124H93ZM131 125V126H132ZM136 125V123H135ZM144 125V124H142ZM158 125H155L158 126ZM164 125V124H163ZM162 125V126H163ZM168 125V124H167ZM190 125V124H189ZM121 126L124 127V125L122 124ZM120 126V127H121ZM139 126H141L139 124ZM146 126V125H144ZM148 126V125H147ZM170 126V125H169ZM196 126V125H194ZM21 127V128H20ZM84 127V126H83ZM127 127V126H126ZM143 127V126H142ZM141 127V128H142ZM168 127V126H166ZM53 128V126H52ZM85 128V127H84ZM94 128V127H93ZM97 128V126H96ZM95 128V129H96ZM99 128V127H98ZM131 128V127H130ZM134 130V127H132ZM138 128V124L137 127ZM148 127H146L147 129ZM159 128V126H158ZM186 128V127H185ZM23 129V130H22ZM114 129V128H113ZM129 129V128H128ZM143 129V128H142ZM146 129H144L143 132L146 131ZM212 129V128H211ZM57 130V129H56ZM59 130V128H58ZM105 130V127H104ZM110 130V129H109ZM106 129V131H109ZM118 130V129H117ZM139 130V129H138ZM137 130V131H138ZM157 130V129H156ZM159 133H160V129H158ZM164 129H162L163 131ZM195 130V129H194ZM199 130V129H198ZM60 131V130H59ZM65 131V130H64ZM64 131L62 133H64ZM141 131V132H142ZM152 131L155 132V129H153ZM192 131V130H191ZM202 131V130H201ZM25 132V131H23ZM56 132V131H55ZM66 132V131H65ZM98 132V131H96ZM113 132V131H112ZM140 132V133H141ZM149 133V131H147ZM153 135L155 136L156 134ZM200 132V131H199ZM52 133V132H51ZM61 133V134H62ZM136 133V132H135ZM151 133V132H150ZM193 133V132H192ZM213 132H211L212 134ZM216 133V132H215ZM55 136L58 138V136H60L57 133H54ZM107 135H110V133L108 134V132H106ZM164 134V133H163ZM196 134V133H195ZM199 134V133H198ZM210 134V135H211ZM116 135V134H115ZM137 135V133L135 134ZM135 135H133L131 133L130 130L125 129H120L117 133V151L122 154L123 156H127V154L129 153V147L127 146V142L132 144V148L134 144V140L133 138L135 137ZM190 135V134H189ZM192 135V134H191ZM66 136V135H64ZM87 136V137H86ZM111 136V135H110ZM149 136V135H148ZM152 136V135H151ZM214 136V135H213ZM54 137V138H56ZM140 137V136H139ZM153 137V136H152ZM194 137V136H193ZM197 137V136H196ZM264 136H262L263 138ZM56 138V139H57ZM66 138V137H65ZM104 138V137H103ZM116 138V137H115ZM150 138V137H149ZM147 138V139H149ZM160 138V137H159ZM261 138V139H262ZM139 139V138H138ZM141 139H143L141 137ZM164 139V138H163ZM64 140V139H63ZM115 140V139H114ZM232 140V139H231ZM229 139V141H231ZM250 140V139H248ZM143 141V140H142ZM141 141V143H142ZM246 141V140H245ZM252 141V140H251ZM250 141V142H251ZM24 142V143H23ZM77 142V141H75ZM144 142V141H143ZM196 142V141H195ZM59 146H61L63 144V148L65 147V143L61 141V145L59 142H57ZM115 143V142H114ZM145 143V142H144ZM147 143V142H146ZM153 143V142H152ZM156 143V142H154ZM162 143V142H161ZM199 143V142H197ZM225 143V142H224ZM234 143V142H233ZM193 144V143H192ZM130 145V144H129ZM138 145V144H137ZM149 145V144H148ZM154 145V144H153ZM191 145V144H190ZM195 145V144H193ZM204 145V144H203ZM215 145V144H214ZM228 145V144H227ZM249 145V144H248ZM45 146L47 147L48 144ZM140 146H145V144L140 145ZM169 145L166 144L163 147H168ZM189 146V145H188ZM192 146V145H191ZM198 146V144L196 145ZM217 146V145H216ZM244 146V145H243ZM256 146V151L245 153V154H241V149L238 150V152L236 153L234 150V152L236 153H232V155L230 156L231 159L228 160V169L223 171H218L215 170V172H205L203 170H201L202 167H199L200 171H187L188 174L186 173H182L184 175H176L174 173L169 174V173H161V181L160 184L162 183V185H168V190H170V192L172 191V193L176 192V188L177 187H181V182L184 180H191L193 178L195 179H199L200 178H206L207 180H209L208 182H211V184L215 185V189H213L214 191H210V197L207 195H192L191 196L194 198V200L192 199V201H196L195 199H198V203L200 202L199 200H201L200 203L203 204V206L199 208V212L201 211L203 212H212L213 210L215 211V209H217L218 206H220L219 203L221 202V200H223V196L226 192L228 191H233V185H237L238 182L240 181H245L246 178L250 175V174H257L260 173L262 171L260 166L258 163H263L264 164V139L260 140V142H257V144L255 143ZM128 147V148H127ZM136 147V146H135ZM201 147V146H198ZM225 147V146H224ZM223 147V148H224ZM228 147V146H227ZM226 147V148H227ZM232 146H230L231 148ZM238 147V146H235ZM258 147V148H257ZM62 148V147H61ZM137 148V147H136ZM142 148V147H141ZM203 148V147H202ZM206 148V146L204 147ZM220 148V147H219ZM241 148V147H240ZM139 149V148H138ZM144 149V148H143ZM197 149V148H196ZM201 149V148H200ZM208 149V148H207ZM28 150V152H29ZM72 150H76L74 152H72ZM134 150V149H133ZM190 150V148H189ZM195 150V149H193ZM214 150V149H213ZM237 150V149H236ZM245 150V149H244ZM248 150V149H247ZM254 150V149H251ZM249 148V151H251ZM45 151V152H44ZM57 151V150H56ZM147 151V150H146ZM165 151V150H163ZM168 149L166 152V158H170L169 156L171 155L169 153L168 155ZM196 151V150H195ZM194 151V152H195ZM198 151V150H197ZM196 151V152H197ZM210 151V150H209ZM224 151V150H223ZM226 151V150H225ZM248 151V152H249ZM64 152H68L67 154H65ZM139 152V150L137 151ZM145 152V151H144ZM143 152V153H144ZM154 152V151H153ZM160 152V151H159ZM164 152V153H165ZM182 152V153H181ZM193 152V151H192ZM30 153V152H29ZM134 153V152H133ZM147 153V152H145ZM150 153V152H149ZM163 153V152H162ZM161 153V154H162ZM163 153V154H164ZM173 153V152H172ZM177 153L180 154V158H184L181 154H183L184 156L187 154L186 152H184V149H180V151H178ZM186 153V154H184ZM205 153V152H203ZM208 153V152H207ZM206 153V154H207ZM227 153V152H225ZM224 153V154H225ZM240 153V154H238ZM21 154V153H20ZM26 154V152H25ZM23 154V155H25ZM40 154V155H39ZM58 154V153H57ZM114 154V153H113ZM141 154V149H140V153ZM178 154V155H179ZM223 154V155H224ZM238 154V155H237ZM27 155V154H26ZM29 155V154H28ZM134 155V154H133ZM146 155V154H145ZM149 155V154H147ZM165 155V154H164ZM192 155V154H191ZM21 155H19L20 157ZM63 156V155H62ZM117 154V159L116 162L121 164L123 163V157ZM137 157V155H135ZM134 156V159H135ZM143 156V155H142ZM188 158L189 155H187ZM209 156V153L208 155ZM213 156V155H212ZM211 156V157H212ZM221 156V155H220ZM24 157V156H23ZM56 157V156H55ZM54 157V158H55ZM59 157V156H58ZM132 157V156H131ZM144 157V156H143ZM223 157V156H222ZM26 158H28L26 156ZM30 158V160H31ZM57 158V157H56ZM130 158V157H129ZM141 158V157H140ZM165 158V157H164ZM173 158V157H172ZM205 158V157H204ZM217 158V157H216ZM215 158V159H216ZM227 158V157H225ZM223 158V159H225ZM58 161H60L61 159L57 158ZM125 159V158H124ZM134 159L132 160L134 162ZM137 159V158H136ZM145 159V158H144ZM162 159V158H160ZM187 159V157L185 158ZM25 160V159H24ZM31 160V161H32ZM80 160V161H79ZM114 160V159H113ZM126 160V159H125ZM129 160V159H128ZM131 160V159H130ZM153 160V159H152ZM164 160V159H163ZM179 160V159H178ZM190 161H193L191 159H188ZM217 160V159H216ZM227 160V159H226ZM28 161V159H27ZM127 161V160H126ZM148 161V160H147ZM168 161V159H167ZM170 161V160H169ZM197 161V159H196ZM195 161V162H196ZM207 161V160H206ZM41 162V163H42ZM115 162V163H116ZM149 162V161H148ZM165 162V161H164ZM172 162V161H171ZM170 162V164H171ZM186 162V161H185ZM194 162V161H193ZM195 162L193 165H195ZM210 162V161H209ZM150 163V162H149ZM152 163V162H151ZM166 163V162H165ZM168 163V162H167ZM166 163V164H167ZM200 163V162H198ZM211 163V162H210ZM114 164V162H113ZM130 164V163H129ZM134 164V163H133ZM145 164V163H144ZM184 164V163H183ZM191 164V162H190ZM201 164V163H200ZM209 164V163H208ZM218 164V163H217ZM27 165H32L29 162H27ZM115 165V164H114ZM135 165L139 166V164ZM157 165V162H156ZM159 165V164H158ZM163 165V163H162ZM165 165V164H164ZM163 165V166H164ZM211 165V164H209ZM220 165V164H218ZM109 166V165H108ZM118 166V165H117ZM114 166V167H117ZM132 166V165H131ZM136 166V167H137ZM154 166V165H153ZM197 166V165H196ZM195 166V167H196ZM199 166V165H198ZM264 166V165H263ZM119 167V166H118ZM123 167V166H122ZM121 166L119 168H122ZM135 167V168H136ZM155 168H157L156 166H154ZM168 167V166H167ZM165 167V168H167ZM183 167V166H182ZM13 168V167H12ZM65 168V167H63ZM132 168V167H131ZM141 168V167H140ZM143 168V167H142ZM163 168V167H162ZM172 168V167H171ZM169 168V169H171ZM188 168V167H187ZM149 169V168H147ZM183 169V168H182ZM258 169L260 171H258ZM59 170V168H58ZM57 170V171H58ZM116 170V169H115ZM137 170V169H135ZM165 170V169H164ZM181 170V169H180ZM197 170V169H196ZM106 171V170H105ZM104 171V172H105ZM112 171V170H111ZM118 171V169H117ZM116 171V172H117ZM134 172V170H131ZM142 171V170H141ZM148 171V170H147ZM169 171V170H168ZM175 171V170H174ZM63 172V171H62ZM115 172V173H116ZM179 172V171H178ZM185 172V171H184ZM19 174V172H17ZM59 173V172H58ZM119 173V172H118ZM125 173V172H124ZM138 173V172H137ZM143 173V171H142ZM141 173V174H142ZM151 175V172H148ZM250 173V174H248ZM114 174V173H113ZM123 174V173H122ZM120 174V175H122ZM145 174V173H144ZM143 174V175H144ZM210 174V175H209ZM247 174V175H246ZM13 175V174H11ZM137 175V174H136ZM245 175V176H244ZM18 176V175H16ZM102 176V175H101ZM124 176V174H123ZM129 176V175H128ZM262 176V175H261ZM13 177V176H12ZM15 177V174H14ZM19 177V176H18ZM113 177V176H112ZM142 177V176H141ZM250 177V176H249ZM146 178V177H145ZM148 178V177H147ZM190 178V179H189ZM256 178V177H255ZM13 179V178H12ZM16 179V178H14ZM50 179V178H49ZM57 179V178H56ZM63 179V178H61ZM112 179V178H111ZM154 179V178H153ZM251 179V178H250ZM102 180V179H101ZM110 180V179H109ZM108 180V181H109ZM149 180V178H148ZM146 180V181H148ZM152 180V179H151ZM194 180V179H193ZM204 180V179H203ZM202 180V181H203ZM14 181V180H13ZM22 181V179L20 180ZM53 181V180H52ZM127 182V185L130 187L132 186V188H124L119 182ZM195 181V180H194ZM206 181V180H205ZM16 182V180H15ZM157 182V181H156ZM181 184H180V183ZM186 182V181H185ZM193 182V181H191ZM106 183V182H105ZM117 183H119L121 186H119V184L117 185ZM196 183V182H195ZM207 183V181H206ZM55 184V182H54ZM126 184V183H125ZM146 184V183H145ZM210 184V183H209ZM241 184V183H240ZM247 185V183H245ZM249 184V183H248ZM112 185V186H111ZM183 185V184H182ZM191 184H189L190 186ZM201 185V184H200ZM208 185V184H207ZM235 185V186H236ZM143 186V187H142ZM150 186V184H149ZM198 186V185H197ZM204 184L200 187H203ZM206 186V185H205ZM241 186V185H240ZM154 187V186H153ZM239 187V185H238ZM167 188V187H166ZM209 188L211 189L212 187ZM241 188L243 189V187L241 186ZM194 189V188H193ZM197 189V188H196ZM203 189V188H202ZM201 189V190H202ZM206 189V187H205ZM250 189V188H249ZM155 190V189H154ZM163 190V189H162ZM165 190V189H164ZM167 190V191H168ZM191 190V189H190ZM204 190V189H203ZM148 191V192H147ZM182 191V190H181ZM185 191V190H184ZM4 192H6L5 194H3ZM197 192V191H196ZM238 192V191H237ZM160 193V192H159ZM162 193V191H161ZM160 193V195H161ZM178 193V192H177ZM181 193V192H180ZM190 193V192H189ZM192 193V192H191ZM231 193H235V192H231ZM151 194V193H150ZM196 194V193H194ZM170 195H174V194H170ZM176 195V194H175ZM181 195V194H180ZM186 195V194H185ZM41 196H43V201L39 200L41 199ZM178 196V195H177ZM184 196V195H183ZM246 196V195H244ZM260 196V195H259ZM156 197V195H155ZM160 197V196H159ZM167 197V196H166ZM182 197V196H180ZM158 198V197H157ZM162 198V197H161ZM191 198V197H190ZM230 198V197H229ZM249 198V197H248ZM48 199V198H47ZM160 199V198H159ZM163 199V198H162ZM180 199V198H179ZM182 199V198H181ZM252 199V197H251ZM34 200V201H33ZM157 200V199H156ZM170 200V199H169ZM173 200V199H172ZM176 200V199H175ZM263 200V199H262ZM139 201L141 202V204L139 205V207L135 206V202ZM165 201V200H164ZM184 201V200H181ZM219 201V202H218ZM224 201V200H223ZM245 201V200H244ZM252 201V200H251ZM248 200V202H251ZM33 202V203H32ZM148 202H151L150 204H148ZM168 202V201H167ZM172 202V201H171ZM180 202V200H179ZM187 203H190L186 200ZM216 202H218L216 204ZM259 202V201H258ZM137 203V202H136ZM164 203V202H163ZM170 203V202H169ZM177 203V202H176ZM192 203V202H191ZM197 203V204H198ZM199 203V204H200ZM159 204V203H158ZM167 204V203H166ZM189 205V204H188ZM187 205V206H188ZM201 205V204H200ZM158 206L159 209H156ZM167 206V205H166ZM193 206V203H192ZM222 206H226L227 209L231 208V210L233 209L234 211H239V210H243L246 211L249 214H253V217L256 219L255 221L261 222L262 219L264 218V201L263 203H245V202H238L235 203V200H229L228 203L225 204V202H223ZM172 207V206H171ZM174 207L173 206V210ZM183 207V206H182ZM191 207V206H190ZM222 207V208H223ZM194 208V207H193ZM181 209V208H179ZM219 209V208H218ZM217 209V210H218ZM226 209V210H227ZM178 210V209H177ZM176 210V211H177ZM184 210V209H183ZM194 210V209H193ZM197 210V209H196ZM232 210V211H233ZM170 211V210H169ZM175 211V212H176ZM221 211V209H220ZM175 212H174V216H175ZM181 212V211H180ZM200 212V213H201ZM222 212V211H221ZM26 213V212H25ZM159 212H157L158 215ZM177 213V212H176ZM198 213V214H200ZM208 213V212H207ZM224 213V212H223ZM227 213V212H226ZM236 213V212H233ZM162 214V213H161ZM160 214V215H161ZM171 214V213H169ZM173 214V213H172ZM182 214V213H181ZM197 214V213H196ZM211 214V213H210ZM230 214V213H229ZM229 214H227L229 216ZM232 214V213H231ZM230 214V215H231ZM18 215V214H17ZM163 215V214H162ZM166 215V214H165ZM159 216V215H158ZM194 216V215H193ZM192 216V217H193ZM202 216V215H201ZM209 216V214H208ZM207 216V217H208ZM163 217V216H162ZM167 217V216H166ZM190 217V216H189ZM191 217V218H192ZM196 216H194L193 218H195ZM1 218V217H0ZM159 218V217H158ZM170 218V217H169ZM178 218V217H177ZM7 219V218H6ZM161 219V218H159ZM168 219V218H167ZM171 219V218H170ZM170 219H169V223H170ZM181 219V218H180ZM190 219V218H189ZM199 219V218H197ZM209 219V218H208ZM166 220V219H165ZM191 220V219H190ZM195 220V219H194ZM204 220V219H203ZM264 220V219H263ZM186 221V220H185ZM205 222H207L206 220H204ZM210 221V219H209ZM146 222V223H145ZM163 222V221H162ZM173 222V221H172ZM181 222V220H180ZM178 221V223H180ZM188 222V221H187ZM196 222V221H195ZM202 221L200 220V223ZM160 223V221H159ZM175 223V222H174ZM204 224V222H202ZM201 223V224H202ZM213 223V222H212ZM255 223V222H253ZM262 223V222H261ZM3 224V223H2ZM165 224V223H163ZM167 224V223H166ZM171 224V223H170ZM183 224V223H182ZM207 224V223H206ZM210 224V223H208ZM216 224V223H215ZM174 225V224H173ZM176 225V224H175ZM187 225V224H185ZM198 225V224H196ZM211 225V224H210ZM209 225V226H210ZM1 226V225H0ZM161 226V224H160ZM167 226V225H166ZM195 226V225H194ZM214 226V225H213ZM169 227V224L168 226ZM179 228V226H177ZM205 227V226H204ZM212 227V226H211ZM255 227V226H254ZM13 228L15 230H13ZM161 228V227H160ZM20 229H22L20 231ZM25 229L28 230V232L24 231ZM166 229V228H165ZM168 229V228H167ZM174 229V228H173ZM197 229V227H196ZM204 229V228H202ZM206 229V228H205ZM214 229V228H213ZM216 229V228H215ZM220 229V228H219ZM257 229V227H256ZM261 229V228H260ZM140 230V231H139ZM184 230V229H183ZM189 230V229H187ZM195 230V229H194ZM198 230V229H197ZM208 230V229H207ZM212 230V229H211ZM138 231V232H137ZM168 231V230H167ZM170 231V230H169ZM174 231V230H172ZM191 231V229H190ZM214 231V230H213ZM220 231V230H219ZM222 231V230H221ZM261 231H263V229H261ZM260 231V232H261ZM164 232V230H163ZM188 232V231H187ZM195 232V231H194ZM204 231H202L203 234ZM210 232V230H209ZM212 232V231H211ZM210 232V233H211ZM217 232V230H216ZM259 231L256 230L254 233H256ZM264 232V231H263ZM169 233V232H168ZM172 235V232H170ZM169 233V234H170ZM192 233V231H191ZM200 233V232H199ZM213 233V232H212ZM220 233V232H219ZM218 233V234H219ZM253 233V231H252ZM6 235L5 237H3V235ZM197 234V233H196ZM200 233V235H202ZM234 234V233H233ZM236 234V233H235ZM175 235V234H174ZM181 235V234H180ZM183 235V234H182ZM243 236V234H241ZM187 236V235H186ZM213 236V235H212ZM201 237V236H200ZM203 237V236H202ZM207 237V236H204ZM209 237V236H208ZM225 237V235H224ZM230 237V236H229ZM233 237V236H232ZM239 237V235H238ZM254 237V236H253ZM256 237V236H255ZM182 238V237H181ZM180 238V240H182ZM190 238V235L188 237V239ZM193 238V237H191ZM197 238V236H196ZM195 238V239H196ZM226 238V237H225ZM234 238V237H233ZM240 238V237H239ZM4 239V240H3ZM194 239V241H195ZM206 239V238H205ZM204 239V240H205ZM210 239V238H209ZM220 239V236H219ZM222 239V238H221ZM224 239V238H223ZM156 240L157 242H161L160 246H163L159 251L153 250L151 247L152 241ZM203 240V239H202ZM170 241V240H169ZM185 241V240H183ZM193 241V240H192ZM211 241V240H210ZM214 243L215 245L218 244L217 246L212 245L210 248H213L211 250H208L209 253V257L210 258V264H261V260L264 259V233H261L260 235L257 234V238H254V251L252 250V257L253 258L251 261L248 260V255L246 256L247 251H245L244 249V245L245 243L239 240H233L234 244L231 245L232 247H227L223 248L222 242L220 241H216V239H214ZM222 241V240H221ZM228 242L232 241V240H227ZM244 241H246L245 239V235H244ZM8 242L12 243L13 245L11 247H8ZM155 242V241H154ZM166 242V241H164ZM187 242V240L185 241ZM190 242V241H189ZM203 242V241H202ZM205 242V241H204ZM227 242V243H228ZM179 243V242H178ZM188 243V242H187ZM208 243V241H207ZM209 243H212L209 242ZM242 243H244V245H242ZM22 244V245H20ZM182 244V243H181ZM247 244H249L247 242ZM202 246V245H201ZM205 246V245H204ZM227 246V245H226ZM247 246V245H246ZM209 247V246H207ZM195 248V247H193ZM192 248V250H193ZM247 248V247H246ZM190 249V248H189ZM196 249V248H195ZM200 249V248H199ZM205 249V247H204ZM207 249V248H206ZM249 249V248H248ZM203 250V249H201ZM191 251V250H189ZM188 251V252H189ZM196 251V250H195ZM207 251V253H208ZM194 252V250H193ZM187 253V252H186ZM192 253V252H191ZM205 255V252H202ZM194 254V253H193ZM187 255V254H185ZM193 256V255H192ZM195 256V255H194ZM193 256V257H194ZM197 256V255H196ZM137 257H146L147 260H144V262L142 263H134V262H130L129 259H134L135 261L140 260ZM197 258V257H196ZM207 258V257H206ZM190 259V258H189ZM192 260H194V258H192ZM193 263V262H192Z\"/></svg>",
  "mask_w": 264,
  "mask_h": 264
},
{
  "label": "snow or ice",
  "instance_id": "snow-or-ice-1",
  "mask_svg": "<svg viewBox=\"0 0 264 264\" xmlns=\"http://www.w3.org/2000/svg\"><path fill=\"white\" fill-rule=\"evenodd\" d=\"M261 264H264V259L261 260Z\"/></svg>",
  "mask_w": 264,
  "mask_h": 264
}]
</instances>
